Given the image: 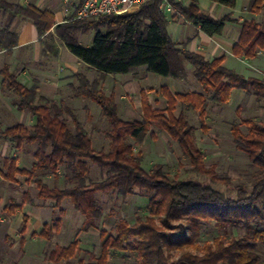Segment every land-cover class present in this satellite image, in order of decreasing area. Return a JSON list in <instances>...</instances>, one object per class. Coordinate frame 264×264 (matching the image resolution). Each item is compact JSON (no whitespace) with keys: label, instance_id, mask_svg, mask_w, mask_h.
<instances>
[{"label":"trees","instance_id":"trees-1","mask_svg":"<svg viewBox=\"0 0 264 264\" xmlns=\"http://www.w3.org/2000/svg\"><path fill=\"white\" fill-rule=\"evenodd\" d=\"M83 1H79L70 17L55 24L50 10L0 0V12L8 15L6 25L0 29V51L10 54L17 46L18 34L11 31V25L19 18L34 25L43 44V58L58 56L57 39L74 57L99 73L93 81L82 73L74 74L75 84L69 87L70 98L90 101L99 107L108 124L104 136L111 146L108 153L93 149L83 123L72 108L39 96L37 82L30 88L24 87L7 65L0 69L2 84L16 97L14 108L28 113L34 120L30 128L16 123L0 130V141L16 151L36 146L32 148L33 162L29 169L18 167L17 159L9 158L3 161L0 176L9 183H17V176L24 177L26 184L36 187L40 200L50 201L52 208L58 210L52 225L44 223L40 232H32L30 237L50 240L56 235L64 214L61 203L68 199L85 219L83 231L96 230L99 235V255L89 264H108L114 252L136 255L141 264H264L258 250L259 246L264 247V124L242 118L240 123L231 125L234 148L247 156L250 166L258 170L251 188L230 187L234 193L231 197L215 188L219 184L229 186V179L220 178L213 169L205 167L204 154L194 140L196 128L184 115V111H196L203 121L209 104L228 103L234 89L260 102L264 100V80L245 78L226 68L223 55L208 60L189 51L188 41L179 44L171 40L168 21L159 9L158 0H150L134 11L119 15L75 19ZM208 1L232 9L237 2ZM171 3L187 22L208 37L221 36L226 23L233 22L228 16L214 19L205 14L198 0H191L186 7ZM262 9L264 0H248L245 8L251 15L259 14ZM239 25L240 34L232 54L237 58L254 59L258 52L264 51V25L254 20H242ZM90 31L95 33L92 45L83 47L77 35ZM44 37L47 41L42 40ZM186 65L193 68V76L203 92L172 93L167 87H161L159 92L165 100V108L159 109L149 102L148 90H141L139 120H122L113 94H105L100 86L106 75H130L132 80L138 81L140 69L186 81ZM177 105L183 111L175 115ZM241 125L246 127V132ZM152 126L177 143L190 165L189 172L205 176L208 183L173 179L161 165L153 166L149 172L143 169V158L135 153L134 146L141 144L147 135L153 136ZM88 162L105 170L107 176L100 181H89ZM61 168L66 172L65 186L68 187L49 188L43 179L48 176L57 179ZM136 190L150 195L146 216L132 224L118 220L110 231L98 229L103 209L96 203L94 194L113 192L126 198ZM26 197L25 193L21 204H8L7 209H20ZM27 202L30 203L28 197ZM26 219L23 216L18 229L20 234L25 232ZM205 221L213 222L225 233L200 245L197 242L200 224ZM231 229L245 234L229 236L226 232ZM78 251L79 240L73 239L66 247L51 250L46 260L52 264L68 262ZM77 264L83 263L78 261Z\"/></svg>","mask_w":264,"mask_h":264},{"label":"rangeland","instance_id":"rangeland-1","mask_svg":"<svg viewBox=\"0 0 264 264\" xmlns=\"http://www.w3.org/2000/svg\"><path fill=\"white\" fill-rule=\"evenodd\" d=\"M79 1L80 0H66L65 3H62V0H57L53 6H61L65 9L62 15V20H65L73 14ZM246 2V0H237L235 6L237 11L235 15L237 19L236 22L242 17L243 20H254L264 25V9H262L259 14L251 15L245 10ZM189 3L190 2L181 4V6L186 7ZM217 6V9L206 10L205 12L202 10L205 9L202 4L199 5V8L205 14L219 17V15L222 16L224 11H226V7L221 5ZM175 10L179 13L176 8ZM165 16L168 21L167 32L171 40L180 41L181 35H185L186 27L178 24H184L185 19L175 12L165 13ZM227 16L231 17V15ZM92 19L96 18L87 20ZM94 35L95 33L90 31L87 34H78L77 39L83 47H90ZM47 39L48 38L44 37L43 41H47ZM56 42L60 45L57 39ZM67 56L72 57L73 55L65 49L62 51L58 62H55L54 68L56 65H59L63 68L64 72H67L70 67ZM260 60H264V58H260ZM42 63H46L45 58L42 59ZM247 64L248 68L234 58H228L224 63L226 68L235 69V72L241 73L242 75L264 77V75L260 73L262 69L261 61L253 62L250 60L246 62V65ZM251 64H256V72H254V74H252V71H249ZM78 71L80 73H85L82 69ZM186 72L187 80L177 81L169 77L146 73L144 69H140V80L134 81L130 75H112L121 76L118 77L121 78V82L129 80L128 82L131 81V83L127 84L123 82L122 88L116 87L113 89V82L111 79H107L105 82V89L108 93L110 91L113 92L118 115L122 120H139L141 117V90H148L147 96L149 102L154 108L159 109L165 108V100L159 92L161 87H167L172 93L203 92L201 85L193 76V68L190 65H186ZM97 75V72L86 74L91 81L97 79ZM70 95V89L63 86L59 94V97L62 98L60 104L71 106L78 114L80 121L83 123L92 141L93 149L96 151L102 150L105 153L110 152V143L104 136V133L108 130V124L102 117L99 107L95 103L86 100H80L73 105L69 100L71 99ZM181 111H183L182 108L177 105L175 115H178ZM184 115L187 121L196 128L194 140L196 146L204 154L205 167L207 169H213L218 177L229 179V186L219 184L216 185L215 188L231 197H234V193L231 192L230 187L243 185L248 189L251 188L254 178L258 175V170L250 166L247 156L234 148L230 128L233 123H240V119L242 118L252 119L258 124H264V100L257 102L251 95L234 89L228 103L224 105L209 104L206 117L203 121L200 120L198 112L196 111H184ZM16 123H18L17 120L11 118L8 125ZM69 125L72 127L70 123ZM241 129L244 132L247 131L246 127L242 125ZM151 133L153 136L147 135L141 144L134 146L135 153H140L143 158L142 167L145 171L149 172L152 170L153 166L161 165L164 172L173 179L196 181L203 184L208 183V179L205 176L195 175L189 172L190 165L183 157L175 141H172L163 131L155 126H152ZM32 148L35 149L36 146L29 145L19 152L22 156L21 167H25L24 165L32 161ZM65 173V170L61 168L59 172L60 175L57 179L48 176L43 179V182L49 188L62 189L68 187L65 186L67 185L64 178ZM106 176L107 172L105 170H101L94 164L88 162L87 179L89 181H100ZM17 179L18 182L16 184L10 185L7 183V187L3 189V192L0 191V220H4V223L0 221V263L52 264L46 260V255L56 247H66L73 239L79 240V251L70 261H63L59 264H77L78 261L83 264L94 262L100 251L98 232L96 230H90L88 232L83 231L82 226L85 219L79 212L74 210L68 199H65L61 203L64 214L61 217L60 229L50 240H44L38 236H29L23 239V234H20L18 230L12 233L10 235L11 237L5 235L8 230L14 227V218L12 216L14 211L6 207L4 209L3 207L13 203L20 204L25 193L30 203L27 202L26 197L23 213L30 211L33 217L26 216V224L30 223L35 228V224L40 223L41 226L37 228V233L40 232L44 223L52 225V219L58 217V210L52 208L50 201H43L37 197V189L34 185L24 184V177L17 176ZM149 197L150 195L148 193H141L137 190L133 195H129L126 198H120L113 192L108 194L95 193V201L103 209L102 218L97 222L98 229L110 231L118 220H125L127 223L132 224L137 218L145 217ZM224 233L225 232L216 228L213 222L205 221L200 224V237L197 239V242L202 245L204 242H210L213 238L223 235ZM226 233L233 237H241L245 234L244 231L238 232L235 229L228 230ZM21 238L22 241L20 242ZM258 248L261 261L264 262V247L259 246ZM172 255L174 257L177 256L175 253ZM108 264H141V261L136 255L114 252Z\"/></svg>","mask_w":264,"mask_h":264},{"label":"crops","instance_id":"crops-1","mask_svg":"<svg viewBox=\"0 0 264 264\" xmlns=\"http://www.w3.org/2000/svg\"><path fill=\"white\" fill-rule=\"evenodd\" d=\"M3 1L18 3L22 6L32 5L41 10H50L54 15L55 24H59L64 21L62 20V15L64 14L65 9L61 6H56V7L53 6V4L57 0L56 1L55 0H3ZM246 1H247L246 2L247 5L248 0ZM63 2L65 3L66 0H62V3ZM198 4L199 5L202 4L203 8H205L202 9L204 12L206 10L208 11L212 9H217L218 7L217 6L218 4L209 2L208 0H198ZM236 12L237 11L235 8L232 9L226 7V11H224L222 16L219 15V17H215L209 15L214 19H221L224 16L231 15L230 18L231 20H233V22L226 23L222 35L217 37L206 36L205 34L200 32L198 28H195L189 22L184 20V24H178V25H182L183 27H186L185 35H181L180 41H174V42L182 44L188 41L186 48L189 51L200 54L201 56H203L205 59L208 60L223 55L224 56L223 65L228 58L236 59L241 64H244L247 68H248V64L246 65L247 61L250 60L253 62L261 61L262 69L260 73L264 75V73H262L264 72V60H260V58H264V51L258 52L254 59L237 58L234 57L232 54V48L234 44L237 42L240 34L239 23L243 20L241 17L240 20L236 22L237 20L235 17ZM7 20H8V15H3V13L0 12V29H2L6 25ZM11 31L16 32L18 34L17 46L11 50L10 54H6L4 51H0V69L4 65H7L9 71L11 73H14L17 80L26 88L32 87L34 82H37L39 88V92H38L39 96L60 103L62 100V98L59 97L60 90L62 89L63 86L65 88H69L70 85L75 84L73 75L76 73H80L78 71L79 69L84 70L85 73H82L84 75L96 73L95 70L88 68L84 63H82L76 57L73 56L72 57L67 56L70 66L67 72H64L63 68L59 65H56V67L54 68L55 62H58L62 51L66 49L61 44L58 45L56 40H55V45L59 50L58 56L56 58L50 55L47 56L45 58L46 63L43 64L42 63L43 57L41 55L43 44L39 40L37 31L34 25L31 23V21L16 18L11 25ZM250 67L251 68L249 69V71H252V74H254V72H256L255 69L256 64L255 65L251 64ZM238 74L242 75L241 73ZM97 76L99 77V73ZM242 76L245 78L253 77L264 80V77H255L254 75L253 76L242 75ZM118 77L121 76H112V75L105 76V78L100 83L101 89L103 90L104 93L107 92L105 89V82L107 79H111V81L113 82L112 84L113 89H115L116 87L122 88L123 82H126L127 84L131 83V81L128 82L129 80H124L121 82V78ZM105 94L110 95L113 94V92L110 91L109 93L107 92ZM69 100L71 103H73V105H75L80 101V100H71V99ZM15 102H16V97L9 91L7 87H5L2 84V78L0 76V130H4L5 128L10 126L8 124L11 118L17 120L18 123L24 124L28 128L33 126L34 124L33 118L26 112H18L14 108ZM68 107L71 108V106ZM19 152L20 151H16L12 149L8 143L0 141V168L5 159L16 158L18 167L23 169H29L33 162L32 155H31L32 161L27 163V165H24L25 167H21L22 156L21 154H19ZM7 183L10 185L16 184V183L6 182L0 176V191L3 192V189L7 187L6 186ZM24 184L26 183L24 182ZM5 207L7 208V205L4 206L3 208L5 209ZM23 208H24V204L20 209H16L14 211V213L12 214L14 218V227L8 230V232L5 235L10 236L12 233H14L20 228L23 216H29L33 218L30 211L23 213ZM0 221L4 223L3 222L4 220H0ZM40 226L41 224L38 223L35 224V228H34L33 225L27 223L22 238L25 239L26 237H29L32 232L37 233V228H39Z\"/></svg>","mask_w":264,"mask_h":264},{"label":"built area","instance_id":"built-area-1","mask_svg":"<svg viewBox=\"0 0 264 264\" xmlns=\"http://www.w3.org/2000/svg\"><path fill=\"white\" fill-rule=\"evenodd\" d=\"M150 0H84L75 14V19L98 18L107 15H119L136 10ZM162 13H176L172 3L184 4L191 0H158Z\"/></svg>","mask_w":264,"mask_h":264}]
</instances>
